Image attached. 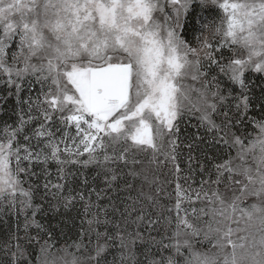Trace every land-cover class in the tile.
Returning a JSON list of instances; mask_svg holds the SVG:
<instances>
[{
  "label": "snow or ice",
  "instance_id": "6c2138e0",
  "mask_svg": "<svg viewBox=\"0 0 264 264\" xmlns=\"http://www.w3.org/2000/svg\"><path fill=\"white\" fill-rule=\"evenodd\" d=\"M208 3L209 0H0V76H7V83L14 85L19 93L20 84L13 76L22 80L25 74L31 73L41 84L43 96L42 100L38 97L36 101H24L29 106L28 119L21 115L18 126L6 127L4 137L0 138V197L9 195L14 207L18 193L23 198L20 211L31 208L33 193L21 187L24 181L19 174L36 175L32 166L37 164L44 166L42 171L47 176L50 162L57 166L59 179H66L64 165L67 163L94 164L105 184V188L97 192L98 199L114 187L117 170L121 173L120 179L127 175L132 181L142 178L150 187L156 186L155 195L143 190L135 197L129 194L127 199L132 202L125 203L123 211L113 206L124 228L120 221H101L99 213H94L93 219L88 220L91 252L86 257L76 254L81 249L88 252L82 229L80 238L65 247L64 252L71 260L61 257L63 264H110L106 255L110 247L120 249L111 264H117V260L119 264H138L129 244L135 245L143 236L139 230L135 234L128 231V226L135 224L139 229L146 219L149 229L159 223L158 218L151 219L147 208L162 207L160 197L171 195L160 186L159 177L155 175L156 170L169 165V172L176 181V230L170 243L160 242L158 257L147 250V264H264V115L259 119L248 116L251 88L245 75L248 71L264 75V0H211L223 12L220 23L214 28L219 40L214 46L207 38L200 41L197 37L199 47H192L178 30L185 26V19L197 6L203 9ZM17 36L18 51L12 52L9 64L8 50ZM224 47L233 51L227 63H221L216 57L218 52L223 56ZM236 48L242 49L245 55L237 57ZM201 53L210 66L219 67L230 84L239 87L238 96L233 98L235 115L220 109L231 93L228 97L223 95L216 76L207 79L208 73L202 70ZM20 57H23V67L17 66ZM33 57L41 62L31 63ZM189 78L193 84L186 83ZM33 105L43 118L34 131L37 150L25 145L22 155L18 135L26 123L39 119L31 114ZM185 111L199 113L201 127L212 132L215 143L221 145L218 151L228 149L226 157L213 158L205 153V160L213 161V179L207 164L192 155L194 142L201 138L197 136L193 142H184V147L189 149L190 166L196 161L201 174L208 176L201 180L198 189L191 185L185 188L180 183L181 179L192 178L191 175L181 176L179 164L178 120ZM260 111L264 113V101ZM215 114L224 117L220 124L213 118ZM245 118L254 132L243 137L231 133L229 138L233 120L242 123ZM56 120L63 126L75 128L71 144L68 143L69 133L65 132L57 141L46 127L48 122ZM45 137L46 140L40 139ZM24 139L28 141L31 137L25 135ZM40 143L43 147H39ZM61 143L64 144L63 156ZM233 150L235 156L231 155ZM85 153L86 160L78 159ZM145 159L148 166L155 168L145 166ZM13 161L15 170L10 166ZM25 161L27 167L22 166ZM136 165L141 166L139 170ZM132 181H125L123 187L132 189ZM84 183L87 184V179ZM206 184L217 187L205 188ZM221 184L233 191L230 199L226 200L221 193ZM43 187L45 195L49 192L54 198L60 195L66 208L71 207L76 198L71 190L68 196H63L65 185L46 180ZM52 189L57 191L52 192ZM76 196L84 200L82 193L77 192ZM248 197H255L256 202L244 204ZM144 200L147 205L138 208ZM195 201L208 205L201 207L199 213L195 207L191 208L196 219L208 217L204 228L192 223L187 218L188 210L182 208L183 203ZM89 205L90 202L86 204V211ZM101 211L107 217V210ZM167 211L171 212L172 208ZM181 211L184 216L180 215ZM133 213H136L134 219ZM35 214L34 210L33 216ZM32 223L36 221L33 219ZM101 223L113 224L115 232L110 233L107 227L103 232L91 228ZM36 227L43 230L39 224ZM48 235L51 239V233ZM32 240L39 244L35 264H57L49 240L40 244L39 233L29 242ZM204 242L215 251L197 247V243ZM68 247H74L76 252L70 253ZM17 253L25 256L28 264H33L19 244L13 253V264H16Z\"/></svg>",
  "mask_w": 264,
  "mask_h": 264
},
{
  "label": "rangeland",
  "instance_id": "374dc122",
  "mask_svg": "<svg viewBox=\"0 0 264 264\" xmlns=\"http://www.w3.org/2000/svg\"><path fill=\"white\" fill-rule=\"evenodd\" d=\"M169 12L172 11L171 8L168 9ZM160 17V14H156ZM223 17V12L218 5L209 3L201 9L199 6L196 7V11L191 13L185 19V26L179 29L182 38L191 44L192 47H199L197 37L200 41H203L207 38L208 41L212 42L215 46L216 42L219 40V37L214 35V28L217 24L220 23L221 18ZM160 22L163 23V18L160 17ZM210 25V27H203V25ZM19 42V37L17 36L12 42L11 48L8 50V62L11 64V54L14 51H18L17 44ZM26 51V50H25ZM223 56L220 53H216V57L220 60L221 63H227L228 59L233 56V51L228 47L221 49ZM235 54L237 57H242L245 55L244 51L240 48L235 49ZM41 61L33 57L31 63L39 64ZM201 63L203 64V71L208 73L207 79L211 80L212 76H216L221 83V88L223 95L226 97L231 96L220 105V109H227L230 111V114L235 115V100L234 97L238 96L240 89L238 86L232 85L228 82L227 77L220 72L219 67L216 65H209L208 61L204 59L203 54L201 53ZM18 67H23V57H20V63ZM247 83L251 88L249 93L251 97V106L248 113V116H254L255 118H261L264 113L260 111V104L264 101V95H262V89H264V75L248 71L246 72ZM7 76H0V138L4 137V132L6 127H17L20 116L23 115L24 119H28V104L24 101H36L39 97L41 100L43 96L41 95V84L38 83L35 79V76L31 73L25 74L22 80H18L13 76L14 80L20 84V91L17 93L15 86H10L7 83ZM186 83L193 84L194 82L191 79H187ZM197 87L200 85L197 84ZM47 91V88L44 89ZM194 98V97H193ZM34 117H39V112L36 109V106L33 105L32 113ZM217 124H220L224 117L222 115L215 114L213 117ZM43 121L42 117L39 119H33L25 124L23 131L18 135V143L21 145V154L23 155V146L27 145L32 150H37L36 146L38 145V139L34 136V131L40 126V123ZM179 124V136H180V147L178 149L179 155V164L182 169L181 176L187 177L191 175V179L185 181L184 179L180 180V183L184 185L185 188H188L191 185L192 188L198 189L202 179H208L207 173L201 174V170L196 163V161L190 162L188 160L189 149L184 147V142H193L195 137L199 136L201 139L194 142V149L192 155L197 158L198 161L205 162L210 171L213 172V179L215 178V170L212 168L213 161L205 160V153L209 157L216 158L220 155L226 157L228 153L227 147L223 148V151H218L221 148V145L216 144L213 139V133L209 132L206 127H201L199 120V113L197 112H188L185 111L183 115L178 120ZM50 125V127H49ZM233 127L230 130L229 138H231V133H235L237 136H246V133L254 132L252 125L248 122V119L245 118L242 123H237L236 120H233ZM49 131L54 133V139L57 141L60 140V137L65 133H69L68 143L71 144V137L76 135V130L74 127H66L61 125L59 120L53 122H48L46 125ZM28 135L31 137L30 140L26 141L24 136ZM46 140L47 138H40ZM79 138H77L78 142ZM245 143L247 140L245 139ZM39 147H43V144L40 143ZM61 155L63 156L64 144H60ZM232 156L236 155L235 150L231 152ZM66 158V157H65ZM88 158L85 153L83 156H80L78 159L81 161ZM249 163L251 162V156L248 157ZM239 163V161H236ZM145 166L150 169H154L155 166H148L147 160L144 162ZM13 170H15V162L10 165ZM24 167H27V162H23ZM43 165L33 164L32 171L36 175L31 173L19 174L20 179L24 181L21 185L25 190H30L33 193L32 196V207L26 208L24 211H20L21 204L20 201L23 199L18 193L15 198V206L13 207L11 197L5 194L3 197H0V264H13V253L16 252V246H19L25 250L26 257L30 258L35 264L36 254L39 252V244L35 240L29 242L31 237H36L39 233L40 244H43L45 240H49V243L53 245L51 248V253L54 258L57 259V264H63V261L60 260L62 257L63 260H71L70 255H66L64 252L65 247L73 244V241H77L80 238L81 230L83 229L84 243L88 245V252H85L81 249L80 252L76 253L77 255L87 256L91 252L92 244H89L88 233L90 231V225L88 220L93 219L94 213H99V219L101 221L108 219L110 221H120L121 228H124V224L121 220L119 212L113 211V206L118 208L120 211L124 210L125 203H131L132 201L128 200L127 197L131 194L133 197L138 196L141 190L145 193H150L155 195V185L151 187L143 182L142 178L135 179L132 181V177L125 175L123 179H120L121 173L117 170V181H114V187L109 189L106 193H103L100 198H97V192H100L101 189L105 188L104 177L99 175V170L94 164H89L87 166L81 164L67 163L64 165V175L66 179H59V173L57 172V166L54 163H49L47 165L48 175L42 171ZM123 167V166H121ZM128 167H132L129 165ZM137 170L141 167L140 165L135 166ZM171 166L163 167L155 171V175L159 177L160 186H162L167 193H171L170 196L162 195L160 197V204L162 207H157L155 209L148 207L147 211L151 213V219H159V223L154 224L151 229L148 228L147 219L139 226L129 224L128 231H131L133 234L137 230L143 236V240H137L135 245L129 244V249L134 251L138 260V264H147V250H151L152 254H155L157 257L159 253L157 249L160 246V242L165 244L171 242V237L173 236L174 231L176 230V211L174 208L175 205V177L170 174L169 168ZM125 173L127 169H124ZM151 178V175H150ZM87 179V184L84 183V180ZM51 181L52 184H62L65 185L63 188V196L69 195V190L71 194L75 196V200L71 207L66 208L65 201L61 198L60 195H57L55 198L52 196L51 192L45 195V189L43 187L45 181ZM125 181H132L133 188L127 189L123 185ZM167 181H172L167 183ZM31 185V188H30ZM37 185L39 187H37ZM142 186V187H141ZM205 188H216L217 185H204ZM237 187V186H234ZM94 189V191H93ZM122 189V190H121ZM221 193L225 196V199H230L233 195V191L228 190L224 187L223 184L219 186ZM56 189H52V192H56ZM80 192L84 196V200H80L76 193ZM236 195H239V192H235ZM194 196V193H193ZM86 211V204H89ZM256 202L255 197H248L244 204ZM99 205V208L97 207ZM147 205V201L144 200L142 204L137 205V207H143ZM39 206V207H37ZM171 207L172 211L169 212L167 209ZM195 207L197 213L201 207L207 208L208 205L206 202L195 201L193 204L188 202L183 203L182 208L187 209V218L197 226L204 228V221L208 217L202 216L200 219L192 214L191 208ZM101 209L107 210V217H105ZM35 210L36 214L33 216V211ZM136 213H133V219L135 218ZM181 216H184L185 213L181 211ZM33 219L36 221V224L42 226L43 230L41 231L36 227V224L32 223ZM27 226V228H26ZM110 233L115 232L113 224H108L105 226L103 223L100 225L93 224L91 228H96L98 231H105V228ZM235 227V225H233ZM49 233H51V239H49ZM126 235V233H125ZM154 238V239H153ZM235 238V237H234ZM95 233H92V241L95 243ZM202 239V237L200 238ZM103 243V239L101 240ZM115 243V242H113ZM198 248L203 250L215 251L212 249L207 242L203 244L197 243ZM70 253L76 252L74 247H68ZM120 251L118 247H110L108 249L107 260L110 262L113 260V257L117 255ZM166 252L169 250H165ZM50 256V259L53 258ZM16 264H28V259L25 256H20L17 253ZM117 264L119 261L117 260ZM131 264V262H128Z\"/></svg>",
  "mask_w": 264,
  "mask_h": 264
}]
</instances>
